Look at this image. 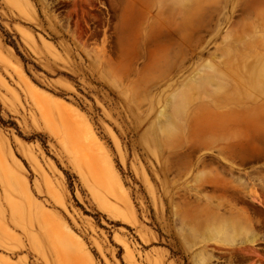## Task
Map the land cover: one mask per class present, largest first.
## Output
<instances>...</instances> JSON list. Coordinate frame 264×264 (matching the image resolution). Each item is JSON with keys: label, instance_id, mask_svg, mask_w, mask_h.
I'll return each mask as SVG.
<instances>
[{"label": "rangeland", "instance_id": "obj_1", "mask_svg": "<svg viewBox=\"0 0 264 264\" xmlns=\"http://www.w3.org/2000/svg\"><path fill=\"white\" fill-rule=\"evenodd\" d=\"M78 251L264 264V0H0V264Z\"/></svg>", "mask_w": 264, "mask_h": 264}, {"label": "bare ground", "instance_id": "obj_2", "mask_svg": "<svg viewBox=\"0 0 264 264\" xmlns=\"http://www.w3.org/2000/svg\"><path fill=\"white\" fill-rule=\"evenodd\" d=\"M84 138V137H83ZM95 138V137H94ZM118 182V181H117ZM76 261L78 264H89L84 256L80 253V251L77 252Z\"/></svg>", "mask_w": 264, "mask_h": 264}, {"label": "flooded vegetation", "instance_id": "obj_3", "mask_svg": "<svg viewBox=\"0 0 264 264\" xmlns=\"http://www.w3.org/2000/svg\"><path fill=\"white\" fill-rule=\"evenodd\" d=\"M95 28V27H94Z\"/></svg>", "mask_w": 264, "mask_h": 264}]
</instances>
